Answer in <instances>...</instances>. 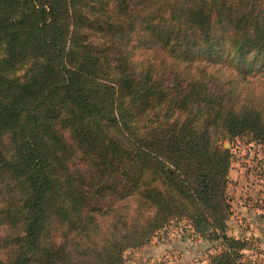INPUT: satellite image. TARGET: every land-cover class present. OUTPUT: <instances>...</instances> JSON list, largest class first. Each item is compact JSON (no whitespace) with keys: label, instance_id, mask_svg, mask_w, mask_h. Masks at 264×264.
Instances as JSON below:
<instances>
[{"label":"trees","instance_id":"1","mask_svg":"<svg viewBox=\"0 0 264 264\" xmlns=\"http://www.w3.org/2000/svg\"><path fill=\"white\" fill-rule=\"evenodd\" d=\"M213 126L264 137V0H0V264H123L96 217L148 174L156 230L185 219L208 264H242Z\"/></svg>","mask_w":264,"mask_h":264},{"label":"rangeland","instance_id":"2","mask_svg":"<svg viewBox=\"0 0 264 264\" xmlns=\"http://www.w3.org/2000/svg\"><path fill=\"white\" fill-rule=\"evenodd\" d=\"M221 64L226 68L224 69V74L235 75L239 70L238 65H233L229 60H223ZM246 67L249 70L255 68L251 63L247 64ZM253 73L246 74L243 72V74L246 75V81L252 79ZM22 74H24V70H21L18 73V75ZM253 82L256 83V81ZM255 85L256 93H259L258 91L261 90V85ZM160 110L162 113L165 112L164 109ZM146 117H149V123L151 122V119H153L151 113H148ZM204 127L205 125L200 123L199 128ZM213 128L216 129L215 131L218 132V136L221 138V141L219 142L221 148L229 150L230 154V171L227 193L231 200L232 210H234V214H236L234 221L240 226L239 229L236 230V233L238 237L240 236V239L246 238L243 235L248 233V238H246V240L248 239L246 241L247 246L241 250L240 253H242V257H240L241 260H239L242 264H264V142L260 143V141L256 139L260 138L264 140V137L260 135V130L254 129V131L250 132L240 131L236 133L234 137L223 140V134L228 132V128L222 126H213ZM115 133L120 135L121 139L124 138L123 132L116 131ZM228 136L230 137V135ZM232 178L234 179L232 180ZM145 180V184L137 194L118 204L116 212L109 214L107 212H101L96 217L95 224L98 225L100 234H94V236L98 240L101 235L102 244L103 239L110 238L109 234L111 232L115 235L112 237L113 240L110 238L112 242L115 241L118 244H125L124 242L128 241L130 244L136 245H130V247L125 249L123 254V264H203L202 261L208 259L207 257L209 253H214L215 250L221 249V246L216 248V245L212 242L204 241V243H201V241L199 242V239L193 238L191 236L192 233H189L188 231L190 228H187V224L189 223L185 219H171L164 227L160 228V230H156V225L153 223V220L155 219V209L154 207H151V204L146 202L141 195H143L144 190L148 188L151 189L158 183L151 180L149 174L146 175ZM246 187L253 188V192L250 193L249 190L248 194L252 195L246 194L243 201H249L251 203L252 209H254L253 212H255L254 218L257 222L256 224L258 228L257 230L252 229L247 225L249 229H245V227V232L242 231V223L240 222L244 217H242V214L237 211L240 203L237 204L234 194L239 193V188L240 190L241 188L242 190H245ZM139 207L141 209L140 212L149 222L147 223L149 229L147 239L150 238V241L142 245L139 243V240L136 239L137 237L133 240V238L139 234L140 229L146 227V223L143 226L140 223H137L139 219ZM257 207L261 209V213L255 211ZM261 216L262 218H260ZM92 225H94V223L91 224V226ZM130 225L131 229L134 230L135 228L136 233L131 231L128 237L123 238L125 233L123 228L126 226L129 229ZM242 232L244 234H242ZM104 235L106 237H104ZM183 238L189 240L187 241L189 245L200 243V250H197V252L192 251L190 253L186 247L185 249L188 253L186 257L184 255V258V252H180V248H176V245L178 244L177 242L183 240ZM196 258L198 259L197 261Z\"/></svg>","mask_w":264,"mask_h":264},{"label":"crops","instance_id":"3","mask_svg":"<svg viewBox=\"0 0 264 264\" xmlns=\"http://www.w3.org/2000/svg\"><path fill=\"white\" fill-rule=\"evenodd\" d=\"M234 178H232V180H233ZM250 190V193L251 192H253V188H248V187H246V189L245 190H242V188H241V190H240V188H239V193H236V194H234L235 195V197H236V200H237V204L238 203H240L239 204V209L237 210L238 211V213H241L242 214V217H244V218H242V220L240 221L241 223H242V231H245V229H249L248 227H247V225L248 226H250L252 229H256L257 230V228H258V226H257V222H256V220H255V218H254V213L255 212H253V210L254 209H252V205H251V203L249 202V201H243L244 199H245V197H246V194H248V191ZM243 191V192H242ZM248 195H252V194H248ZM258 197V196H257ZM234 204V203H233ZM255 211H258L259 213H261V209H259V207H257L256 208V210ZM235 215L236 214H234V210H233V214H232V216L230 217V220H229V222H228V225H229V234L231 235V236H233V237H236V238H240V236L238 237L237 236V229H239V225L238 224H236L235 223V221H234V217H235ZM258 217V216H257ZM260 218H262V216L260 217ZM188 226H187V228H190L188 231H189V233H192V229H191V226L189 225V224H187ZM238 225V226H237ZM257 226V227H256ZM246 227V228H245ZM245 228V229H244ZM246 232V231H245ZM242 234H244L243 232H242ZM248 233L247 234H244L243 236L244 237H246V238H248ZM192 236V235H191ZM187 241H189L188 239H186V238H183V240H180V241H178L177 243V247L176 248H180V252L181 251H183L184 252V254H183V257H184V255H185V257H186V255H187V253L188 252H186V247H187V249H188V251L191 253L192 251H196L197 252V250L199 251L200 250V243L199 244H195V245H189V243L187 242ZM201 241V243L203 242L204 243V241H202V240H199V242ZM197 254V253H196ZM184 257V258H185ZM198 258V257H197ZM196 258V261L198 260ZM186 259H188V258H186ZM202 263L203 264H208V261H207V259L206 260H203L202 261ZM196 264V263H195Z\"/></svg>","mask_w":264,"mask_h":264}]
</instances>
